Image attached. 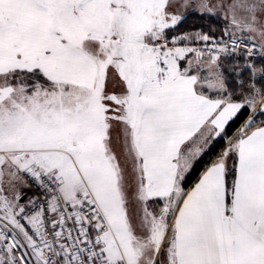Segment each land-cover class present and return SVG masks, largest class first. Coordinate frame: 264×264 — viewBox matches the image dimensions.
I'll return each mask as SVG.
<instances>
[{
	"label": "snow or ice",
	"instance_id": "snow-or-ice-1",
	"mask_svg": "<svg viewBox=\"0 0 264 264\" xmlns=\"http://www.w3.org/2000/svg\"><path fill=\"white\" fill-rule=\"evenodd\" d=\"M0 264H264V0H0Z\"/></svg>",
	"mask_w": 264,
	"mask_h": 264
},
{
	"label": "trees",
	"instance_id": "trees-1",
	"mask_svg": "<svg viewBox=\"0 0 264 264\" xmlns=\"http://www.w3.org/2000/svg\"><path fill=\"white\" fill-rule=\"evenodd\" d=\"M209 26H214L217 29L223 27V21L221 19L212 17L209 19L208 17L201 18L199 15H189L188 18L179 26L181 30L185 31H192L196 30L198 28H204L205 30L208 29ZM243 119V117H241ZM240 123L239 120L236 121L235 124H233V129L238 126ZM211 155V154H210ZM208 160V157H204L203 160L200 161V163L196 166L195 171L191 173V175L188 177L187 185L191 184L192 181L196 178V176L199 174L200 170L203 167V164Z\"/></svg>",
	"mask_w": 264,
	"mask_h": 264
},
{
	"label": "built area",
	"instance_id": "built-area-1",
	"mask_svg": "<svg viewBox=\"0 0 264 264\" xmlns=\"http://www.w3.org/2000/svg\"><path fill=\"white\" fill-rule=\"evenodd\" d=\"M36 189H32V190H28L29 191V194H31L32 191H35Z\"/></svg>",
	"mask_w": 264,
	"mask_h": 264
}]
</instances>
